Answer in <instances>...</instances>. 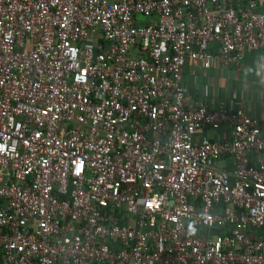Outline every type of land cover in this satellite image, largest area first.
<instances>
[{"label": "built area", "instance_id": "built-area-1", "mask_svg": "<svg viewBox=\"0 0 264 264\" xmlns=\"http://www.w3.org/2000/svg\"><path fill=\"white\" fill-rule=\"evenodd\" d=\"M247 48L256 0H0V264H264L261 123L183 86Z\"/></svg>", "mask_w": 264, "mask_h": 264}, {"label": "crops", "instance_id": "crops-1", "mask_svg": "<svg viewBox=\"0 0 264 264\" xmlns=\"http://www.w3.org/2000/svg\"><path fill=\"white\" fill-rule=\"evenodd\" d=\"M258 10L264 12V0H256ZM144 19V18H143ZM140 23L144 19L138 18ZM215 46L213 47V49ZM239 63L205 69L202 61H187L183 72V86L196 100L205 101L210 108H217L220 102L234 109L242 104L247 114L258 119L264 130V48H247ZM236 99H233V96ZM229 127L220 130L206 129L199 135H206L212 141H222L229 136ZM228 171L235 168L234 160L228 157L221 161Z\"/></svg>", "mask_w": 264, "mask_h": 264}, {"label": "rangeland", "instance_id": "rangeland-1", "mask_svg": "<svg viewBox=\"0 0 264 264\" xmlns=\"http://www.w3.org/2000/svg\"><path fill=\"white\" fill-rule=\"evenodd\" d=\"M141 20H143V21H144V19H143V18H141Z\"/></svg>", "mask_w": 264, "mask_h": 264}]
</instances>
